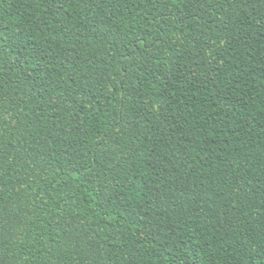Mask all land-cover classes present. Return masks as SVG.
Masks as SVG:
<instances>
[{
    "label": "trees",
    "instance_id": "16d2710c",
    "mask_svg": "<svg viewBox=\"0 0 264 264\" xmlns=\"http://www.w3.org/2000/svg\"><path fill=\"white\" fill-rule=\"evenodd\" d=\"M0 264H264V0H0Z\"/></svg>",
    "mask_w": 264,
    "mask_h": 264
}]
</instances>
